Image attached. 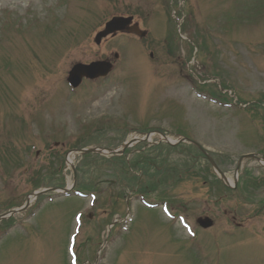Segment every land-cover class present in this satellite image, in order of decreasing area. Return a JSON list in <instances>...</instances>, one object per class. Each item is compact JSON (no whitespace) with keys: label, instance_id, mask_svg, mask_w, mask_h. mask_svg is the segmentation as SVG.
<instances>
[{"label":"rangeland","instance_id":"obj_1","mask_svg":"<svg viewBox=\"0 0 264 264\" xmlns=\"http://www.w3.org/2000/svg\"><path fill=\"white\" fill-rule=\"evenodd\" d=\"M129 15L146 37L95 44ZM115 53L106 78L69 86L75 63ZM152 129L199 143L235 191L189 144L81 153ZM251 154L264 158V0H0V217L71 189L0 220V264H264V165L236 174Z\"/></svg>","mask_w":264,"mask_h":264},{"label":"water","instance_id":"obj_2","mask_svg":"<svg viewBox=\"0 0 264 264\" xmlns=\"http://www.w3.org/2000/svg\"><path fill=\"white\" fill-rule=\"evenodd\" d=\"M133 24V17H114L112 20H110L106 25L104 30L100 31L95 38V42L96 44H101L102 40L106 37H108L109 35H115L118 32L121 33H128V34H135L137 36H139L140 38H144L147 35V32L142 31L141 29H139L138 25L135 24L134 26ZM115 58H118V55L115 54ZM113 70V63L110 61H99V62H93L89 65H85V64H77L75 65L72 70L69 73V78L68 81L69 83L72 85L73 88H77L81 82L83 78H89V79H95V78H99V77H106L108 76V74ZM182 141L185 142H190L195 144L196 146L200 147L199 144L195 143V142H191L189 140L186 139H181L177 142L180 143ZM133 144V141H129L127 142L123 148H119L117 150H106V149H100V148H92V149H83L81 150V153H99V154H122V152H124V150L128 147H130ZM201 148V147H200ZM78 152V151H77ZM208 160L210 161V163L212 164V166L214 167V169L219 173V175H221L223 177V179L226 181V176L219 170V168L216 166L215 162L213 161V159L205 152L203 151ZM251 158H256L258 161H262L260 159H258L256 156L251 155ZM244 158L241 159V161ZM68 191V190H65ZM40 193H36L34 194V196H38ZM30 202V199L28 198L26 200V205H28ZM22 209L19 210H12L10 212V214H16L21 212ZM5 218L4 216L0 217ZM197 223L199 224V226H201L204 229H209L211 227H213L214 222L213 220H211L208 217L205 218H199Z\"/></svg>","mask_w":264,"mask_h":264},{"label":"trees","instance_id":"obj_3","mask_svg":"<svg viewBox=\"0 0 264 264\" xmlns=\"http://www.w3.org/2000/svg\"><path fill=\"white\" fill-rule=\"evenodd\" d=\"M90 155H91V154H90ZM154 163H155V162H154ZM194 163H195V161H194ZM194 163H193V164H194ZM156 165H157V164H156ZM151 167H152V166H151ZM177 171H178V172H176V174L180 175V174H181V173H180L181 170H177Z\"/></svg>","mask_w":264,"mask_h":264},{"label":"flooded vegetation","instance_id":"obj_4","mask_svg":"<svg viewBox=\"0 0 264 264\" xmlns=\"http://www.w3.org/2000/svg\"><path fill=\"white\" fill-rule=\"evenodd\" d=\"M89 82H90V81H89ZM154 131H155V130H154ZM171 152H172V150H171V151H169V153H171ZM169 153H168V154H169ZM263 202H264V201H263Z\"/></svg>","mask_w":264,"mask_h":264}]
</instances>
